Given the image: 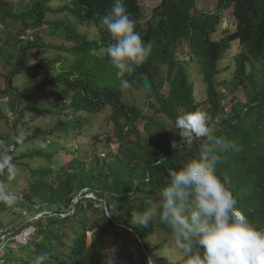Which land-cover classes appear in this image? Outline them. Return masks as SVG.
Returning a JSON list of instances; mask_svg holds the SVG:
<instances>
[{"label": "trees", "instance_id": "1", "mask_svg": "<svg viewBox=\"0 0 264 264\" xmlns=\"http://www.w3.org/2000/svg\"><path fill=\"white\" fill-rule=\"evenodd\" d=\"M122 2L137 19H142L138 0ZM114 3L115 0H82L79 16L87 31H80L78 26L50 25L48 32L41 29L42 35L37 30L42 23L41 15L48 8L43 0H0V43H6V47L0 46V63L10 65L6 53L12 60L17 59L5 90L15 114L14 143L11 149L5 147L0 152V163L3 161L0 188L13 193L15 200L11 205L0 201V212L17 213L16 221H25L24 209L33 214L43 208L54 212L53 216L34 222L38 226L36 233L38 230L40 233L23 248L27 256L25 264H34L38 256L44 257L42 264H108L109 256L118 259L127 256L137 264L129 246L130 236L141 239L145 248L142 259L147 264L149 259L154 260L155 250L160 248L153 238L156 225L162 228L164 224L155 215L149 225L136 222L150 212L147 209L159 197L170 173L194 156L201 143L188 144L178 130H170L156 115L162 112L175 123L182 109L196 110L203 103L196 97L192 70L180 53L184 41H188L201 63L208 93L205 103H209L204 111L211 117L210 127L225 141V148L219 153L218 170L228 176L238 206L257 227L264 228V0H223L222 5L234 6L237 23L236 29L227 30L219 42L214 38L221 24L219 12L193 15L190 13L193 4L182 2L167 7L157 18L140 23L137 32L145 43L152 42L153 49L144 64L134 66V72L124 77H117V69L107 54L112 39L102 23ZM92 26L96 27L93 37L89 32ZM29 29L32 31L28 32ZM44 36H53L60 42L55 43L54 39L48 43ZM232 41H239L242 49L234 55L233 64L223 68L221 78L220 61ZM14 45L20 47L16 50L18 56H12ZM52 49L55 54H50ZM65 53L68 56L64 57ZM54 62L59 63L57 69ZM44 67L46 74L39 76V70L35 69ZM23 69H28L32 81L20 93L12 77ZM141 73L147 74V85L139 79ZM122 79L127 84L122 85ZM51 80L62 87L47 91L46 85ZM126 87L130 91L149 88V105L155 113L147 115L137 105L125 101ZM41 96H50L53 101L42 105ZM31 110L49 117L63 116L65 120L52 128H35L31 137L44 136L45 144H35L18 153L26 141L20 142L18 129L26 128ZM107 110L110 112L106 121L113 131L108 142H115L118 152L111 154L110 160H102L98 155L86 162L79 157L54 166V159L60 161L57 155L70 147L64 142L69 130L90 133L86 127L91 121L83 112L98 117ZM2 111L0 106V120L4 116ZM49 135H55L57 140L46 142L45 136ZM101 135V132L92 135L95 144L103 142ZM0 139L4 138L0 135ZM232 143L241 150L233 151L228 147ZM11 158L25 165L29 175L13 170L11 176ZM38 158H42L40 165L29 163ZM106 163L108 168L104 167ZM82 191L75 213L62 217L61 213L69 210ZM142 191L148 194L139 198L137 194ZM90 193L97 198L86 196ZM104 201L114 207L110 209L112 218L107 216ZM115 203L122 204L121 214L115 210ZM66 228L74 233L70 243L66 242L69 237Z\"/></svg>", "mask_w": 264, "mask_h": 264}, {"label": "clouds", "instance_id": "2", "mask_svg": "<svg viewBox=\"0 0 264 264\" xmlns=\"http://www.w3.org/2000/svg\"><path fill=\"white\" fill-rule=\"evenodd\" d=\"M43 1L48 8L41 15L40 28L43 27L48 32L50 25H60L68 28L70 26L73 28L86 26V24L80 22L81 17L79 16V3L82 0H67L57 8L52 6L53 0ZM222 1L219 2V8L226 7L221 4ZM179 2L192 3L193 7L190 9V13L193 15L208 13L199 7V0H138L137 4L142 16V19L139 20L122 0H115L110 13L103 17L102 23L112 39L107 47V54L112 65L117 69V77H124L126 73L134 72V66H141L151 55L152 42L145 43L141 34L137 32L140 23L148 22L154 16L157 18L164 9ZM228 8L233 9L236 17L234 6ZM218 12L210 13L216 14ZM51 13L61 14L62 16L54 20L50 18ZM228 31L231 32V30ZM228 31L222 37L216 39V42L223 40ZM184 44H187L189 51L182 59L185 62L191 61L193 57L198 59V55L191 49L188 41H184L181 47ZM236 44H238L239 50L233 54L232 59L225 66L233 64L234 55L241 51L242 46L239 41H232L228 51L233 50ZM228 51L221 61L227 60ZM66 56L68 55L65 54L64 57ZM70 56L74 60L75 55L71 53ZM47 64L48 60L46 59V66ZM53 65L56 69L59 67L58 62H54ZM40 69L41 73L46 74V67ZM223 75L222 68L221 78ZM139 79L143 80L145 85L148 84L147 74H139ZM127 82V80H121L122 85L127 84ZM49 83L56 85L53 90H59L62 87L56 80H51ZM124 100L126 101L125 94ZM204 110L206 109H203L202 105L192 111L185 112L182 109L176 117L175 123L170 119L179 135L188 144H192L194 141H200L201 143L194 156L188 158L177 170L170 173L165 186L160 189L158 208L153 212H149L136 223L149 225L155 215L164 224L161 229L166 231L174 241H180L179 247L185 254L181 264H264V228L257 227L246 211L238 206L228 176L222 175L218 170L219 153L224 150L225 141L222 137L216 135L210 127L211 117ZM93 116L95 115H91L90 118ZM160 121L164 122L163 120ZM81 132L84 133L83 130ZM110 144L112 149L117 147L118 151V145L115 142ZM228 147L236 152L241 150L235 143L229 144ZM106 155L104 153V157ZM2 162L0 163V171L2 172L0 174H3ZM83 192L74 200L68 211L61 213L62 217L67 218L75 213V205L82 197ZM90 194H93V196H90ZM90 194L86 196L97 198L94 193ZM14 200L15 195L13 193L5 188H0V201L11 205ZM103 207L107 216L112 218L111 215L113 214L110 209L113 210L114 207L105 201ZM2 212H0V264H16V259L10 256L11 249L16 250L27 247L37 231L34 222L47 215L53 216L54 212L44 208L34 214L30 212L32 217L27 222L26 220L23 221L19 227L17 226L20 223H17L16 220L11 227L4 225L1 218ZM24 212H28V210ZM117 223L120 226H125L122 222ZM159 245V249H162L165 243L162 242ZM170 253L172 257L174 252L170 250ZM43 259V256L36 257L34 264H42ZM167 259L170 260L171 258L167 256L157 257V259H154L155 261L149 259L148 264H169V262L166 263ZM175 261H179L178 256L174 257L170 264H175Z\"/></svg>", "mask_w": 264, "mask_h": 264}, {"label": "rangeland", "instance_id": "3", "mask_svg": "<svg viewBox=\"0 0 264 264\" xmlns=\"http://www.w3.org/2000/svg\"><path fill=\"white\" fill-rule=\"evenodd\" d=\"M67 0H53L52 1V6L54 8L60 7L62 6ZM219 2L220 0H199V7L207 12H212L215 13L216 11H219L221 14V24L218 27V30L214 33V38L215 39H219L220 37H222L225 32L227 30H235L236 29V17L234 16L233 13V9L232 8H228V7H222L219 8ZM62 15L61 14H50V18L51 19H57L60 18ZM41 29H43V27L39 28L38 31L43 35V31H41ZM31 31V30H29ZM80 31L85 32L87 31V29L83 28L82 26H80ZM96 32V27L92 26L90 28V35L93 37L94 34ZM44 39L46 42L48 43H53L54 39L57 40L55 43L60 42V39L55 38V37H51V36H44ZM18 40H20L19 38H17V43ZM23 43V40H21ZM0 46L2 48L6 47V43H0ZM17 48H19V45H14L13 48H11L12 51V56H17ZM239 50V46L238 44L235 45V48L233 50L228 51L227 53V60H222L221 61V67L224 68L225 65H227L230 60L232 59V56L235 52H237ZM189 51V48L187 46V44H184L181 48H180V52L182 53V57L185 58V54ZM50 54H55V51L52 49L50 50ZM67 54V53H65ZM5 57L9 60L10 65H6V64H2L0 63V106L3 109V113L4 116L1 118L0 120V135L4 138V139H0V152L5 148V147H9V149L12 148L13 143H14V134H15V130L13 129L12 126V121L15 118V114L12 112L11 108H10V103L11 100L8 99L10 98V96L8 94L5 93V90L7 88V83H8V76H10L11 71L13 69V64L16 63L17 59L12 60L11 57H8V54H5ZM41 58L44 57V55L40 56ZM39 57V58H40ZM5 59V60H7ZM187 59V57H186ZM33 62H35V64L37 63V60H33ZM189 68L192 70V77L195 80V84H196V97L200 100L203 101L202 103V108L206 109L209 107V103H205V99L207 98V86L204 84V76L202 73V69H201V63L200 61L196 58L193 57L191 61H186ZM33 63H29V65H32ZM47 68V67H46ZM35 70H39L40 74H44L41 73V69H35ZM160 68L157 71V73L160 72ZM32 79L29 77V73H28V69H23L20 73L16 74L13 76V85H15V88L18 89V91L20 93L24 92L25 88L27 87V85L29 83H31ZM56 88V85L54 83H48L46 85V90L47 91H52L53 89ZM126 94L125 97L127 99V101L131 104H135L137 105L140 109H142L144 111L145 114L152 116L153 113H155V109L150 108L149 105V96L151 91L148 89H144V90H133L130 91L128 89V87H126L125 89ZM242 95V94H241ZM38 97V95H37ZM40 103L42 105H47L50 103V101H53L50 99V96H41L40 97ZM27 100H29V98L26 97ZM37 98H34V100H36ZM230 100V97H229ZM228 100V101H229ZM205 103V104H204ZM109 110H107L106 112L101 113L100 115H98V117H91L88 116L86 114V112L84 111V115L90 119L91 123L89 125H87L88 130H90V133H78V130H69V134L68 136H65L64 138V142L67 146L70 147H65L66 149L63 150L62 152H60L57 157L60 159H54L56 162L54 163V166H59L60 163L65 165L67 164L71 159L73 158H81L82 160L86 161V162H90V160L95 157L100 155L101 158H103L102 160H110V156L113 153L118 152L117 151V147H115V149H112L111 144L108 142V138L113 137V131L111 130L112 125L110 126V128L108 127L109 125L107 124V115L109 114ZM157 117L160 120H163L165 122V124L167 125V127L170 130L175 129V126L173 124V122L168 119L163 113H156ZM50 115H39L38 113H36L35 111L31 110L29 112V114L27 115V118L29 120V122H26V128H23L22 126L19 127L18 131H19V139L20 142L22 143L23 141H25L20 148L17 150V152H21L23 150L26 149H30L32 148L33 145L35 144H40L43 143L45 144V141L43 140L44 136L41 137H37V138H32V134H34V129L36 128H52L55 126H58V123H60L61 120H65V117L63 116H51ZM60 130L61 127H58ZM64 133H66L65 131H63ZM97 132H101L102 135L99 137L101 140H103V142L99 143V144H95L94 140L92 138V135L96 134ZM143 132H145L143 130ZM68 133V132H67ZM57 133H55L56 135ZM55 135H49V136H45L46 137V142H51V141H55L57 140ZM28 137H30L29 139H27ZM61 141V139H60ZM79 148V149H77ZM68 149H73L74 151L77 150V152H72L69 153ZM104 153H106V157H104ZM83 154V155H81ZM11 165H12V171H11V176L13 173V170H16V173H23L25 176L29 175V169L25 166L22 165L21 163H17L16 159L11 158ZM29 163H31L34 166H38L42 163V158H38V159H34L29 161ZM116 163V162H115ZM110 165V163H109ZM116 165V164H114ZM105 168H108V163H106L104 165ZM1 168V165H0ZM0 173H2L0 171ZM23 177L21 178V181H23ZM20 182V181H19ZM22 184H19V187H21ZM147 192L146 191H142L139 192L137 195L139 196V198L142 197H146L147 196ZM90 196H93V194H90ZM156 201L151 205V207L149 209H147L150 212H153L155 209H157L158 205H159V197L156 196ZM113 201V200H112ZM98 207L102 208V206L100 204H98ZM119 211V213L121 214V210H122V204H116L115 203V210ZM28 210V209H24ZM23 211V216L25 217V220L27 222V220H29L32 215H30V212H24ZM3 213V212H2ZM110 216V215H109ZM112 216V215H111ZM19 215L17 213H13L11 211H7L5 213L2 214L1 218L3 220V224L6 225L7 227H11L13 225V223L15 222V219L18 218ZM23 222V220H17V223H20L17 227H19L20 225H22L21 223ZM36 225V223H35ZM36 227L38 228V226L36 225ZM157 227V230L155 232L154 235V239L156 241L155 244H160V243H165V246L162 249H158L155 250V257L154 259H157V257H168L171 258L170 260L167 259L166 263L170 261H172V259L174 257H179V261H175V264H181V262L184 259V252L183 250L179 247V243L180 241L176 240L174 241L172 239V237L170 235L167 234L166 231L162 230L160 227ZM65 231L67 232V235L69 236L66 239V242H71V239L74 237V233H72L71 228L68 229L66 228ZM40 231L38 230V232L36 233V236H39ZM129 242V246L132 248V250L135 253L136 256V260H137V264H147L141 257L142 254V250H144V246L142 244V242L140 241V239L138 237H132L130 236V239L128 240ZM168 247H170L168 249ZM20 248V246H19ZM24 247H22V249H16L11 251L10 256H14V258L16 259L15 263L16 264H25V259L26 256L24 255ZM169 250V251H168ZM170 250H172L174 252V255L171 257V253ZM108 264H133L130 259L127 256L122 257L121 259H118L114 256H109L108 258Z\"/></svg>", "mask_w": 264, "mask_h": 264}]
</instances>
